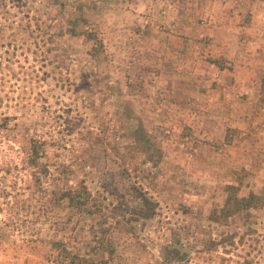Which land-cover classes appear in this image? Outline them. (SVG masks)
Masks as SVG:
<instances>
[{
    "label": "rangeland",
    "instance_id": "1",
    "mask_svg": "<svg viewBox=\"0 0 264 264\" xmlns=\"http://www.w3.org/2000/svg\"><path fill=\"white\" fill-rule=\"evenodd\" d=\"M61 1L0 0V264H264V207L212 220L264 196V0Z\"/></svg>",
    "mask_w": 264,
    "mask_h": 264
},
{
    "label": "trees",
    "instance_id": "2",
    "mask_svg": "<svg viewBox=\"0 0 264 264\" xmlns=\"http://www.w3.org/2000/svg\"><path fill=\"white\" fill-rule=\"evenodd\" d=\"M60 3L62 8H67L66 1L55 0ZM77 19L70 17L68 19L69 24L72 26L70 30L71 35H81L84 36L85 39L89 42H92L94 45L95 52H98V48H102L103 42L98 37L96 33L95 25H88L86 29L82 31H76ZM97 47V48H96ZM261 104L264 107V76L261 81ZM226 141L231 142L232 137L227 136ZM31 156L29 158V163L32 168L40 167L39 159L41 145L38 144L37 141L32 140L31 144ZM43 171L47 172L48 170L44 167ZM237 175V183L227 184L225 187V200L221 208L213 213V219L216 222H221L229 217L236 216L240 213L248 211L250 209L255 208H263L264 207V196L257 194L255 192H250L248 195H242L241 190L243 186V180L246 175H248V171L243 169V171H235ZM56 204L59 206H63L65 208L73 209V210H86L88 208V204L91 200L92 194L88 189L87 185L81 184L79 187L68 188L65 190H60L57 193H54ZM66 259H69V264H98V261L93 259L92 257L85 256L81 252L74 253L67 248H62L59 252L58 257L56 258L55 264H63ZM103 263H106L105 259H101Z\"/></svg>",
    "mask_w": 264,
    "mask_h": 264
}]
</instances>
